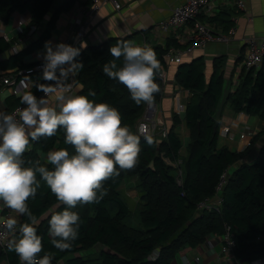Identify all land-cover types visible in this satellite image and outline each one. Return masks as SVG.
Instances as JSON below:
<instances>
[{
    "label": "trees",
    "instance_id": "1",
    "mask_svg": "<svg viewBox=\"0 0 264 264\" xmlns=\"http://www.w3.org/2000/svg\"><path fill=\"white\" fill-rule=\"evenodd\" d=\"M74 1L62 0L49 12L54 0H0V19L3 22L9 21L12 12L27 11L30 23L41 28L39 34L16 48L15 52L7 53L15 39L7 41L0 36V71L36 64L38 60L28 61L24 57L48 39L58 13L68 10ZM92 1L84 0V3L89 6ZM213 15L208 17L209 21L213 22ZM133 34L108 36L79 48L80 55L76 60L83 64V68L76 74L74 94L87 96L94 91L95 96L88 98L116 108L121 114L122 124L137 134L135 122L145 104L137 105L123 84L110 79L102 71L103 65L114 59L110 47L119 41H131ZM148 46L157 55L160 71L167 67L164 58L166 49L169 46L180 47L174 36L171 40L166 38L163 45L154 42ZM116 62L122 65L123 58ZM224 62V56L214 57L208 75L201 56L189 60L181 58L178 63H173L174 84L189 93L182 117L188 129L185 154L179 153L182 142L174 130L181 118L172 112L166 135H152L154 144L151 146L141 136L137 166L106 181L104 187L108 194L100 203L78 205L73 209L79 213L83 223L78 239L70 250L61 252L51 244L48 220L52 214L62 211L64 206L58 203L46 183L40 181L41 187L36 197L28 200V207L39 221L36 228L43 238L41 257L49 254L53 257L52 264H172L178 251L194 247L212 234H221L225 224L230 227L237 242L233 251L236 259L264 255V125L241 150H232L226 145H217L220 123L219 116L215 115L223 100L229 103L234 112L264 120V54L259 69L242 65L236 86L226 92H223ZM48 82L37 80L28 91L35 95L39 92L35 85ZM156 83L160 91L155 94L154 103L161 100L163 92V81L159 74ZM7 96L2 110L9 112L20 103L22 95ZM60 148L74 154V148L64 143L62 129L53 137H42L37 142H31L24 159L40 160L52 170V166L46 163V155ZM253 149L255 154L251 158L249 153ZM164 157L171 161L181 158L178 164L181 170L180 184L175 181L176 168L166 163ZM223 170L227 171V179L220 192L219 210L197 208L200 200L215 194V185ZM37 178L40 179L39 176ZM125 180H133L137 189L140 227L128 225L125 221L129 208L120 196V187ZM110 205L115 206L114 212L109 210ZM5 209L2 208V213ZM24 222H29L27 217L19 216L18 223ZM88 249L92 250L91 253H80ZM154 252L155 256L150 258ZM2 260L6 264H21L17 254L9 251L7 245L0 251Z\"/></svg>",
    "mask_w": 264,
    "mask_h": 264
},
{
    "label": "clouds",
    "instance_id": "2",
    "mask_svg": "<svg viewBox=\"0 0 264 264\" xmlns=\"http://www.w3.org/2000/svg\"><path fill=\"white\" fill-rule=\"evenodd\" d=\"M44 47L42 79L52 83L35 85L44 97L38 99L31 91H24L20 104L25 107L12 113L0 110V202L29 221L19 224L15 217H9L5 222L6 231L12 234L7 248L17 254L21 264H52V256H40L43 238L37 233L39 221L28 207L41 180L64 206L48 220L51 244L61 252L70 250L83 223L73 209L100 203L108 194L105 182L137 166L141 136L149 146L154 144L147 125L139 135L133 133L122 124L116 108L88 98L95 96L94 91L87 96L73 93L69 77L83 68L76 60L79 48L62 42L53 45L51 41ZM110 52L114 59L103 65V73L123 84L137 105L153 106L160 91L156 78L161 70L155 51L147 45L119 41ZM120 58L122 65L116 62ZM28 83H32L28 78L21 81L25 88ZM61 129L64 143L74 148V154L65 148L49 151L46 163L52 170L40 160L24 159L31 142L53 137Z\"/></svg>",
    "mask_w": 264,
    "mask_h": 264
},
{
    "label": "crops",
    "instance_id": "3",
    "mask_svg": "<svg viewBox=\"0 0 264 264\" xmlns=\"http://www.w3.org/2000/svg\"><path fill=\"white\" fill-rule=\"evenodd\" d=\"M62 0H54L53 7L49 12L53 10L56 4ZM120 7L114 9L110 3H103L95 13L91 14L90 7L84 3V0H75L72 6L68 10L60 11L55 19L54 26L50 31V36L45 41L49 40L53 45L57 43H65L67 40L73 38L72 30L74 27V21L76 16L82 14L83 19L86 22V32L82 40L76 44V48H81L86 44L98 42L108 36H117L134 33L131 41L137 45H149L157 42L150 32L152 25L164 18H166L171 9L182 2L183 0H118ZM215 5V10L209 14H200L199 20L206 21L210 24L214 31L221 32L227 38L224 41H210L201 48H196L191 52H186L182 55V60H189L196 56H201L204 61V71L206 75L211 71V61L214 57L224 56L225 64L222 68L224 75L223 92L228 89L233 90L238 81V75L242 66V57L246 48V39L255 37L260 40L264 36V0H242V8L235 6V0H211ZM214 14V15H213ZM213 15V22L209 21L208 17ZM19 17L18 12H12L10 15V25L7 26L3 22L4 30L10 31L15 37L16 48H20L31 38L35 37L41 31L40 27H37L35 33H32L29 37L22 36L18 40V34L12 30L13 26ZM190 23H183L177 27L168 30L164 36V42L167 39H172V36L176 39V36L181 39L177 42L180 47H184L182 44V37L187 35ZM234 32L231 33V29ZM145 29L147 31L143 32ZM143 30V31H142ZM168 35V36H167ZM45 41L38 51L32 52V58H42L45 48L43 47ZM158 43V42H157ZM83 45V46H82ZM11 52V49L7 50V53ZM35 56V57H34ZM40 71V70H38ZM175 71V65H167L165 74L166 82L163 84V92L161 100L154 103L155 113L162 114L161 118L166 122L167 126L171 124V113L175 112L178 115L180 111L176 110V102L181 103L183 106L188 101L189 93L182 88H179L173 82V76ZM34 73V72H33ZM32 74V73H31ZM30 78V77H29ZM32 80H42V75H38ZM4 90L3 88L0 89ZM9 95V94H7ZM5 96L0 105L4 107V103L8 96ZM55 103L54 98H49ZM227 107L230 109L229 103L220 101L215 115L219 116V131L217 137V145H226L229 149L241 150L245 145V140L239 137L241 132L246 133L251 137L256 133L263 125L264 120L259 119L257 116L251 119L252 124H248L251 115L243 112H234L233 114L223 113V109ZM160 114V115H161ZM254 116V115H253ZM181 118L180 123L175 126L174 130L178 133V136L182 142L180 148V154H185L184 138L188 140V129L185 126L184 120ZM230 125V132L226 135L220 133L221 126ZM241 125V126H240ZM248 133V134H247ZM255 149L250 151L249 156L254 157ZM166 163H171L167 157L163 158ZM132 187V186H131ZM134 192L130 189L128 192ZM3 203L0 202V215L2 213ZM197 253L199 255V261L194 264H227V259L219 252V245L209 247L207 240L194 247H185L177 252L176 256L172 260V264H181L182 256L193 255ZM0 264H6L4 260L0 261Z\"/></svg>",
    "mask_w": 264,
    "mask_h": 264
},
{
    "label": "built area",
    "instance_id": "4",
    "mask_svg": "<svg viewBox=\"0 0 264 264\" xmlns=\"http://www.w3.org/2000/svg\"><path fill=\"white\" fill-rule=\"evenodd\" d=\"M110 3L114 9H118L120 7V3L118 0H93L89 5L91 14L95 13L99 9V7L103 3ZM235 6L238 8H242L243 3L242 0H235ZM215 5L211 0H183L182 2L175 5L170 14L157 22H155L150 32L156 41L160 44L164 39V36L168 30L171 28L177 27L183 23H190V26L187 31V35L182 37V44H185L184 47H174L169 46L165 53L164 58L166 61V65L178 63L182 57V55L186 52H191L196 48L203 47L206 43L210 41H224L226 40V36L221 32L214 31L210 24L206 21H200L199 15L209 14L213 10H215ZM74 27L72 30L73 38L69 39L65 42V44H69L72 46H76L85 35L86 32V22L82 17V14H78L74 21ZM37 27L30 23L28 12L19 13V17L16 21V24L13 26L12 30H14L18 34V40L21 39L22 36L29 37L32 33H35ZM235 28H232L231 33L234 32ZM0 36L5 40H14V36L10 31L4 30L3 22L0 21ZM178 36H176V41L179 42ZM246 48L242 57V65L245 67H252L254 69H259L261 67V60L264 54V36L260 40H257L255 37H250L246 39ZM15 41H13L12 46L10 47L12 52L16 51V47L14 46ZM163 45V44H162ZM35 57V56H34ZM35 60H38L36 64L28 67H15L13 69L7 71H0V89H7L8 93L14 96L22 95L24 91H28L31 86L37 81V79L32 80L29 78V75L38 70H43V58L35 57ZM26 60H33L32 55H29ZM166 70V69H165ZM165 70L160 71L159 76L162 78L163 84L166 82V74ZM264 70V68H263ZM28 78L32 83H28L27 88L21 85V81ZM52 83V82H48ZM47 83V84H48ZM72 85V91L75 93L76 91V75L73 77H69V81ZM187 91V90H186ZM188 92V91H187ZM35 96L39 99L44 97V93L39 91ZM176 110L179 111L184 109V106L176 102ZM146 105V104H145ZM18 107H25V105H21L20 103L16 104L8 113H12ZM3 107L0 106V110ZM147 125L149 134L155 135L156 132H159L160 135L157 137H164L166 135V125L163 124V120L159 117L155 118L154 115L152 117H147L145 114V110L143 109L142 115L137 119L136 133L140 134L142 131V126ZM231 126L224 125L221 126L220 133L228 134L230 132ZM248 134V133H247ZM239 137L244 139L247 137L246 133L241 132ZM249 139L245 140V144H248ZM173 162V166L176 168L175 181L177 184L181 183V170L178 168V164L180 163V157H177ZM227 179V171L223 170L218 177V181L215 185V194L211 197H206L200 200L197 203V208H205L208 210L214 209L216 211L219 210V206L221 203L220 192L223 189V186L226 183ZM3 207H5L3 205ZM6 208V207H5ZM9 217H15L18 221L19 216L12 212L10 209L6 208L5 212L0 215V246L3 249L7 245L8 239L11 237V233L6 231V220ZM207 242L210 247H214L215 245H219V252L223 257L227 259V264H264V255L248 258V259H236L233 255L234 249L237 247V242L233 237L232 232L230 231V227L228 225H224V231L217 235L212 234L207 238ZM156 252H154L150 258L155 256ZM199 261V255L194 254L191 258L184 254L181 259V264H194V262Z\"/></svg>",
    "mask_w": 264,
    "mask_h": 264
},
{
    "label": "rangeland",
    "instance_id": "5",
    "mask_svg": "<svg viewBox=\"0 0 264 264\" xmlns=\"http://www.w3.org/2000/svg\"><path fill=\"white\" fill-rule=\"evenodd\" d=\"M10 19H9V21L8 22H6V25L7 26H9L10 25ZM49 40H47V41H45V43L46 42H48ZM45 43H44V45H43V47L42 48H40V49H44L45 47ZM36 51H38V47L36 48V49H34L33 50V52H36ZM29 55H31V54H28V55H26L25 57H24V59L26 60L27 58H28V56ZM33 60H35V59H33ZM38 75H43V70H40V71H36V72H34V73H32V74H30L29 75V77L30 78H34V77H36V76H38ZM7 94H9L8 93V91H7V89H4V90H1L0 91V101L2 102V100L4 99V97L7 95ZM1 106V105H0ZM154 105L153 106H151V107H149L147 104L146 105H144V110H145V114H146V116L147 117H152V115H154V117L155 118H157L158 116L160 117H162V114L160 115V114H158L157 112L155 113V110H156V108L154 109ZM143 112V111H142ZM228 113V114H233V110H231V108L229 109V108H227V107H225L224 109H223V113ZM142 115V114H141ZM181 117L183 116V111L181 110L180 111V114H179ZM139 118V117H138ZM253 118H255V116H253V115H251V117H250V121H248L247 123L248 124H252L251 123V119H253ZM163 124L164 125H166V129L165 130H167V124H166V122H164L163 121ZM136 126H137V120H136V122H135V131H136ZM241 126V125H240ZM155 135H160L159 134V132H156L155 133ZM250 137L247 135V137L245 138V140H247V139H249ZM184 144H186V142H187V138L185 137L184 139ZM232 150H235L234 148H232ZM180 162H181V158H180ZM169 163V162H168ZM170 165L171 164H173V162L172 163H169ZM132 186V187H131ZM130 189H132V190H134V192L132 191V192H128ZM136 188H135V185H134V181L133 180H125L124 182H123V184L121 185V187H120V196H121V198L125 201V203L127 204V206H128V208H129V214H128V216L126 217V223L128 224V225H131V226H134V227H140L141 226V224H140V220H139V214H138V207H139V205H137L136 206V200H137V196H136ZM199 209H201V208H199ZM203 209H205V208H203ZM109 210L111 211V212H114L115 210H116V208H115V206L114 205H110L109 206ZM207 239H205L204 241H206ZM207 245L209 246V243L207 242ZM210 247V246H209ZM91 249H88V250H86V251H81L80 253L81 254H86V253H91ZM195 254H197V253H195ZM194 255V254H193ZM193 255H187L189 258H191Z\"/></svg>",
    "mask_w": 264,
    "mask_h": 264
},
{
    "label": "water",
    "instance_id": "6",
    "mask_svg": "<svg viewBox=\"0 0 264 264\" xmlns=\"http://www.w3.org/2000/svg\"><path fill=\"white\" fill-rule=\"evenodd\" d=\"M2 250L1 246H0V251Z\"/></svg>",
    "mask_w": 264,
    "mask_h": 264
},
{
    "label": "bare ground",
    "instance_id": "7",
    "mask_svg": "<svg viewBox=\"0 0 264 264\" xmlns=\"http://www.w3.org/2000/svg\"><path fill=\"white\" fill-rule=\"evenodd\" d=\"M214 195V194H213Z\"/></svg>",
    "mask_w": 264,
    "mask_h": 264
}]
</instances>
